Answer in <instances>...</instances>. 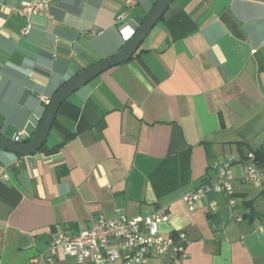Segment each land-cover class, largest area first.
Returning <instances> with one entry per match:
<instances>
[{
	"label": "crops",
	"instance_id": "0c3cea01",
	"mask_svg": "<svg viewBox=\"0 0 264 264\" xmlns=\"http://www.w3.org/2000/svg\"><path fill=\"white\" fill-rule=\"evenodd\" d=\"M25 1L0 0V132L18 142L68 81L127 44L159 0H55L22 34L27 21L12 7ZM260 149L264 0H174L135 57L61 105L38 152L0 149V264H30L51 238L99 218L164 206L160 232L191 240L180 264H264V183L244 180L248 167L263 168L250 158ZM227 163L236 206L210 193L191 210L186 190ZM54 264L77 262L60 250Z\"/></svg>",
	"mask_w": 264,
	"mask_h": 264
},
{
	"label": "built area",
	"instance_id": "2783aa9c",
	"mask_svg": "<svg viewBox=\"0 0 264 264\" xmlns=\"http://www.w3.org/2000/svg\"><path fill=\"white\" fill-rule=\"evenodd\" d=\"M54 1L32 0L13 6L12 11L27 21L21 33H29L32 29L31 17L48 14ZM122 1L127 7L133 6L132 0ZM127 17V10L122 11L117 15V22H124ZM250 158L255 159V155H250ZM234 180L231 164L227 163L219 170L214 181L188 188L183 200L192 210L208 194L216 193L222 194L229 203L236 206ZM244 180L261 185L264 183V168L248 167ZM169 221V209L165 206L149 215L128 217L121 214L113 219L99 218L87 230L77 234L63 233L51 238L46 251L33 257L30 264H54L60 250L73 257L77 264H148L153 257L166 256L174 257V264H180L189 256L191 240L183 231L163 235L160 226Z\"/></svg>",
	"mask_w": 264,
	"mask_h": 264
},
{
	"label": "water",
	"instance_id": "95a60500",
	"mask_svg": "<svg viewBox=\"0 0 264 264\" xmlns=\"http://www.w3.org/2000/svg\"><path fill=\"white\" fill-rule=\"evenodd\" d=\"M174 0H159L147 15L142 25L127 44L114 56L81 71L68 81L52 98L35 134L28 141L18 142L0 132V149L17 155L28 156L38 152L47 142L61 105L77 90L107 70L124 64L136 56L142 43L153 28L162 20Z\"/></svg>",
	"mask_w": 264,
	"mask_h": 264
},
{
	"label": "trees",
	"instance_id": "16d2710c",
	"mask_svg": "<svg viewBox=\"0 0 264 264\" xmlns=\"http://www.w3.org/2000/svg\"><path fill=\"white\" fill-rule=\"evenodd\" d=\"M255 160L264 168V149H260L255 152Z\"/></svg>",
	"mask_w": 264,
	"mask_h": 264
}]
</instances>
